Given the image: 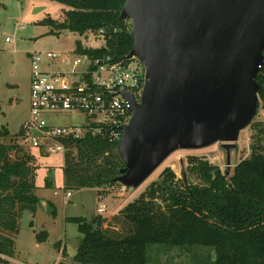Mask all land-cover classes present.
<instances>
[{
  "label": "trees",
  "instance_id": "16d2710c",
  "mask_svg": "<svg viewBox=\"0 0 264 264\" xmlns=\"http://www.w3.org/2000/svg\"><path fill=\"white\" fill-rule=\"evenodd\" d=\"M50 1L69 10L61 22L48 18L41 21L49 28L48 35L68 31L82 37L104 29L103 48H82L76 42L77 54L109 55L121 60L130 52L131 26L118 19L125 0ZM263 74L257 77L260 92L255 118L249 125V155L235 164L228 180L217 166L204 158L192 157L188 171L199 184L182 182L183 187L179 188L174 174L165 169L159 182H152L113 216L119 231L100 215L89 220L65 218V223L77 226L81 235L72 263L161 264L155 252L176 249L189 253L187 258L203 256L207 264H264V118H256L264 112ZM9 135L5 127H0V264H9L5 258L14 255L21 213L34 214L39 203L35 196L33 157L12 144L14 138H9L11 143H3ZM118 146L119 142L109 143L90 136L76 142L74 150L64 158L65 191L95 189L100 196L102 189L119 185L116 179L124 166ZM12 152L13 158H9ZM45 186L49 187L50 182ZM47 207L54 214L52 205L47 203ZM35 239L37 243H45L47 233L42 231ZM149 246H165L169 250L157 249L152 252L156 260H152L147 253Z\"/></svg>",
  "mask_w": 264,
  "mask_h": 264
},
{
  "label": "water",
  "instance_id": "95a60500",
  "mask_svg": "<svg viewBox=\"0 0 264 264\" xmlns=\"http://www.w3.org/2000/svg\"><path fill=\"white\" fill-rule=\"evenodd\" d=\"M118 19L144 83L139 103L126 97L116 182L137 189L178 150L235 149L257 109L264 0H125ZM230 167L227 158L226 180Z\"/></svg>",
  "mask_w": 264,
  "mask_h": 264
},
{
  "label": "rangeland",
  "instance_id": "374dc122",
  "mask_svg": "<svg viewBox=\"0 0 264 264\" xmlns=\"http://www.w3.org/2000/svg\"><path fill=\"white\" fill-rule=\"evenodd\" d=\"M69 9L50 0H0V127H5L9 137L3 139L8 143L19 133L21 125L29 117V88H30V61L28 54L32 52L68 53L75 49L79 42L83 47L101 46L102 42L91 43L89 38L62 31L58 36L48 35L49 28L41 23L48 18L61 22L65 12ZM129 24V23H128ZM20 27H23L21 29ZM9 39V42L5 40ZM46 71H48L46 69ZM258 113L256 118H260ZM71 118L62 115L50 120L52 125H70ZM249 126L239 134L236 148L227 152L222 150L218 143L199 150H178L173 152L150 177L137 189H127L119 192L121 185L102 189V197L98 198L92 189H72V197L64 204L63 158L60 155H43L31 151L35 166L34 186L35 195L39 200L36 212L31 214L23 211L19 220V232L16 237V247L21 253L20 259L28 264H53L57 256L56 245L61 241L65 244V264H71L70 259L76 252L81 240L77 226L65 223L67 217H83L87 220L96 215L97 204L103 205L106 212L103 218L115 211L117 214L130 202L139 197L145 189L155 181H160L162 172L169 168L174 174L176 186L183 184H199V181L188 171L189 159L192 157L204 158L211 165L217 166L222 174L226 171V159H230V173L235 164L249 155ZM15 138L12 140L14 141ZM46 182L50 186L46 187ZM123 194V195H122ZM52 205L54 214H51ZM116 214V215H117ZM114 215V216H116ZM107 217L111 226L118 229L120 226ZM31 224V225H30ZM47 233V241L38 243L41 248L34 249L35 236L40 232ZM62 247V245H61ZM169 250L165 246H149L148 257L156 260L158 256L161 264H207L203 256L189 257V253L173 249L171 252L156 251ZM208 250V249H207ZM157 256H154L152 252ZM170 256V258H168ZM172 258V259H171ZM173 260V261H172ZM213 260V256L211 258Z\"/></svg>",
  "mask_w": 264,
  "mask_h": 264
},
{
  "label": "built area",
  "instance_id": "2783aa9c",
  "mask_svg": "<svg viewBox=\"0 0 264 264\" xmlns=\"http://www.w3.org/2000/svg\"><path fill=\"white\" fill-rule=\"evenodd\" d=\"M84 37L93 44L102 42V45L82 48L96 50L105 46L104 29ZM125 57L116 60L109 55H79L75 49L68 53L28 54L29 117L12 144L30 155L31 151L60 155L64 161L65 155L74 150V144L88 136L109 143L120 142L121 128L131 118V105L126 97L139 103L144 83V69L138 59ZM259 70L260 74L264 73V61ZM62 115L71 118L70 125L50 123L53 117ZM9 158H13V152ZM70 196L67 192L65 199ZM105 212L106 208L98 204L97 215Z\"/></svg>",
  "mask_w": 264,
  "mask_h": 264
},
{
  "label": "crops",
  "instance_id": "0c3cea01",
  "mask_svg": "<svg viewBox=\"0 0 264 264\" xmlns=\"http://www.w3.org/2000/svg\"><path fill=\"white\" fill-rule=\"evenodd\" d=\"M261 114V117H263L264 118V112H261L260 113ZM64 184V183H63ZM110 190H113V188H111ZM92 191H94V192H96L97 193V190H95V189H92ZM67 192H70V191H66L65 192V194L67 193ZM120 193H123V189H122V187H121V189H120V192H119V196H120ZM65 194H64V196H63V198H64V204H67L68 202H69V199L72 197V195L70 196V198L68 199V200H66L65 199ZM70 194H71V192H70ZM123 195V194H122ZM36 196V195H35ZM102 197V195H100V196H98V198L97 199H100ZM98 205V204H97ZM97 207V206H96ZM36 212V211H35ZM117 213L115 212V211H113L112 213H110L108 216H105L106 218L107 217H112V216H114V215H116ZM97 215V214H96ZM96 215H94V216H96ZM93 216V217H94ZM100 216H103V215H100ZM76 217V216H75ZM83 218V217H82ZM92 218V217H91ZM18 232H19V230H18ZM17 235H18V233L15 235V238H14V255H13V257L12 258H6L7 259V261H8V263L9 264H28L26 261H23L22 259H20V256H21V253L17 250V247H16V237H17ZM42 244V243H41ZM61 245H62V247H61ZM56 247H57V256H56V259H55V261L53 262V264H65L64 263V261H65V250H66V247H65V244L64 243H61V241L56 245ZM41 248V245L40 244H38L36 241H35V244H34V249H36L37 251H38V249H40ZM70 262H71V264H73L72 263V257H71V259H70Z\"/></svg>",
  "mask_w": 264,
  "mask_h": 264
},
{
  "label": "bare ground",
  "instance_id": "6f19581e",
  "mask_svg": "<svg viewBox=\"0 0 264 264\" xmlns=\"http://www.w3.org/2000/svg\"><path fill=\"white\" fill-rule=\"evenodd\" d=\"M230 152V151H229Z\"/></svg>",
  "mask_w": 264,
  "mask_h": 264
}]
</instances>
